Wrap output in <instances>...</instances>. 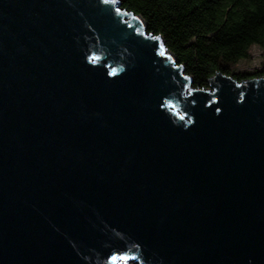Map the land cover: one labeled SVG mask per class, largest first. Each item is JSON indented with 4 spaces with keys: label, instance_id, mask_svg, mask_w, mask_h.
<instances>
[{
    "label": "water",
    "instance_id": "water-1",
    "mask_svg": "<svg viewBox=\"0 0 264 264\" xmlns=\"http://www.w3.org/2000/svg\"><path fill=\"white\" fill-rule=\"evenodd\" d=\"M191 81L120 0H0V264H264V76Z\"/></svg>",
    "mask_w": 264,
    "mask_h": 264
},
{
    "label": "trees",
    "instance_id": "trees-1",
    "mask_svg": "<svg viewBox=\"0 0 264 264\" xmlns=\"http://www.w3.org/2000/svg\"><path fill=\"white\" fill-rule=\"evenodd\" d=\"M120 1L144 18L148 32L162 36L195 88L211 87L217 73L248 79V72L234 73L231 66L248 59L253 45L264 50V0Z\"/></svg>",
    "mask_w": 264,
    "mask_h": 264
},
{
    "label": "rangeland",
    "instance_id": "rangeland-1",
    "mask_svg": "<svg viewBox=\"0 0 264 264\" xmlns=\"http://www.w3.org/2000/svg\"><path fill=\"white\" fill-rule=\"evenodd\" d=\"M231 70L234 73L239 72H248L251 77H256L255 73L264 71V50L257 45H253L250 48V57L248 59L241 60L239 63L231 66ZM248 80V79H244ZM193 87V84H192ZM209 91H214L212 87L207 88ZM191 91L188 90L187 94H190ZM125 264H138L135 261H128Z\"/></svg>",
    "mask_w": 264,
    "mask_h": 264
},
{
    "label": "bare ground",
    "instance_id": "bare-ground-1",
    "mask_svg": "<svg viewBox=\"0 0 264 264\" xmlns=\"http://www.w3.org/2000/svg\"><path fill=\"white\" fill-rule=\"evenodd\" d=\"M146 28V27H145ZM164 51V53H168V51L167 50H163ZM191 84H192V81H191Z\"/></svg>",
    "mask_w": 264,
    "mask_h": 264
},
{
    "label": "snow or ice",
    "instance_id": "snow-or-ice-1",
    "mask_svg": "<svg viewBox=\"0 0 264 264\" xmlns=\"http://www.w3.org/2000/svg\"><path fill=\"white\" fill-rule=\"evenodd\" d=\"M105 2H107V0H105ZM113 259H116V257H113Z\"/></svg>",
    "mask_w": 264,
    "mask_h": 264
}]
</instances>
